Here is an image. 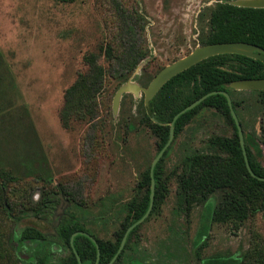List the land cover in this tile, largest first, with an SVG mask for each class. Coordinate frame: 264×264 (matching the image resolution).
Here are the masks:
<instances>
[{
  "label": "rangeland",
  "instance_id": "1",
  "mask_svg": "<svg viewBox=\"0 0 264 264\" xmlns=\"http://www.w3.org/2000/svg\"><path fill=\"white\" fill-rule=\"evenodd\" d=\"M218 1L224 0H0V264H32L13 239L16 224L22 218L21 225L48 234L51 209H75L77 223L98 239L122 235L127 204L145 194L139 188L160 141L146 122L144 94L118 93L128 85L148 87L164 67L201 46ZM119 6L137 24L134 32L126 33ZM138 38L148 55L137 68L110 66L101 48ZM91 53L105 69L95 114L63 117L66 93L89 73L84 58ZM239 111L243 134L264 166V112L250 98ZM235 134L223 113L203 108L174 138L160 163L162 195L130 238L138 258L201 264L222 256L264 264L262 213L242 223H211L201 248L194 242L204 206H179L185 155L212 136Z\"/></svg>",
  "mask_w": 264,
  "mask_h": 264
},
{
  "label": "trees",
  "instance_id": "2",
  "mask_svg": "<svg viewBox=\"0 0 264 264\" xmlns=\"http://www.w3.org/2000/svg\"><path fill=\"white\" fill-rule=\"evenodd\" d=\"M74 1V0H61ZM230 0L218 1L210 8L209 30L206 35L199 37L201 46L214 43L246 42L264 49V8L256 9L240 7L229 3ZM120 16L125 19L126 33L136 30V23L129 18L127 21L124 9ZM122 19V18H121ZM127 40V39H125ZM101 52L110 66L117 62L121 72H133L139 63L148 55L147 48L143 46L141 38L108 44ZM100 55L91 53L85 56L84 61L89 66V73L81 75L66 93V105L63 117L79 115L93 116L95 114L96 99L102 94L105 69L99 63ZM264 64L256 59L239 54H221L209 57L168 81L151 101L150 109L145 110L148 127L158 137L159 152L167 144L170 137L171 123L177 113L185 107L213 91H226L233 100V108L241 121V108L250 98L261 106L264 112V90L239 91L231 84L240 80L263 79ZM241 95L237 99L236 95ZM203 108H214L223 113L235 126L236 134L233 137L215 135L206 143L203 149H192L182 161L179 175V206L185 211L193 210L202 205L205 208L204 223L200 226L195 246L203 248L204 238L209 234L211 223H242L250 217L262 213L264 216V166L254 153L249 138L244 134L245 148L248 161L255 177L247 168L243 150L235 121L231 115L227 98L223 94H216L205 99L194 109L180 116L174 124L175 137L189 124ZM261 142L264 145V128ZM171 146V145H170ZM170 148V147H169ZM168 148V149H169ZM168 149L165 154H167ZM154 169L156 181L155 200L162 195L161 190V163ZM151 168L145 172L139 191L145 192L140 198H135L129 204L128 216L131 218L119 240L123 238L126 230L139 221L147 212L151 193ZM12 179L11 176H7ZM216 194H221L216 201ZM59 198L60 196H55ZM62 199V198H61ZM213 200L214 206L208 203ZM151 215V214H150ZM22 218L16 224L13 239L17 242L18 250H27L32 264H47L46 260V234L34 227L23 226ZM141 225V224H140ZM128 236L130 240L136 229ZM81 227L71 226L66 230L67 242L70 245L74 232ZM78 239H89L78 235ZM91 244L92 242L89 241ZM37 244L38 247H34ZM33 246V247H32ZM93 247V260L95 246ZM79 251V250H77ZM81 255V253L79 252ZM83 258V256L81 255ZM74 264H78L73 256ZM239 260L222 256L201 258V264H239Z\"/></svg>",
  "mask_w": 264,
  "mask_h": 264
},
{
  "label": "water",
  "instance_id": "3",
  "mask_svg": "<svg viewBox=\"0 0 264 264\" xmlns=\"http://www.w3.org/2000/svg\"><path fill=\"white\" fill-rule=\"evenodd\" d=\"M229 3L236 5V6H240V7H249V8H256V9L264 8V0H231V1H229ZM221 54L244 55V56L259 60L264 64V49L257 46V45H254V44H250V43H246V42H228V43H214V44L203 45V46L197 47L192 53L185 56L184 58H181V59L173 62L172 64L164 67L153 78V80L150 82L148 87H140L139 85H136V84L128 85L126 87H123L120 90V92L118 93V95L122 94L123 92H130V93H135V94L143 93L144 98H145V106L147 109H150L151 101L156 96V94L160 91V89L168 81H170L172 78L179 75L180 73L186 71L187 69L191 68L192 66L198 64L199 62H201V61H203L209 57L221 55ZM231 87L235 90H264V78L263 79H247V80L236 81V82H233L231 84ZM216 94H223L227 98L228 105H229L230 111H231V115H232V117L235 121V124L237 126L239 140H240V144H241V147L243 150V154H244V158H245V161L247 164V168H248L249 172L251 173V175L255 177V174L252 171L250 164H249V161H248V156H247V152H246V148H245V142H244L243 129H242L241 123L239 121V118H238V116H237V114L233 108V100H232V97L230 96V94L226 91H213V92H210V93L204 95L203 97L197 99L196 101H194L193 103H191L190 105H188L187 107H185L183 110H181L179 113H177L175 115V117L171 123L169 140H168L167 144L161 149V151L159 152V154L157 155V157L155 158V160L153 161L152 166H151V170H150L151 193H150V204H149L148 210L145 213V215L139 221H137L136 223H134L132 226H130L127 229L125 236L123 238L122 245H121L116 257L119 255L120 251L122 250L129 233L134 228H136L138 225L143 223L149 217V215L152 212V209L154 206V201H155V190H156V181L154 178V169H155L156 165L158 164V162L162 159L166 150L170 147V145L172 144V142L175 138L174 124H175L176 120L180 116L185 114L186 112L197 107L199 104H201L208 97H210L212 95H216ZM77 234H83V235H86L87 237H89L90 239H92L98 247V256H99L100 251H99V246L97 244V241L92 236H90L88 233L76 232L72 236V239H71L72 242L74 240V237ZM116 257L113 259V261L116 259ZM79 264H81L80 258H79Z\"/></svg>",
  "mask_w": 264,
  "mask_h": 264
},
{
  "label": "flooded vegetation",
  "instance_id": "4",
  "mask_svg": "<svg viewBox=\"0 0 264 264\" xmlns=\"http://www.w3.org/2000/svg\"><path fill=\"white\" fill-rule=\"evenodd\" d=\"M75 211H76L75 209L63 208V207L57 209H51L49 213L50 216V220L48 224L49 231L48 234H46L47 264H74L73 256L77 258L78 264H79V258L81 260V264H91V261L93 260V251H94L92 244L95 246V256H94L93 264H153L146 260L144 261L136 256L132 248V241L128 240V237L125 241L122 250L120 251L119 255L116 257L122 245L125 234L123 235V238L121 240H119V236L115 234L113 238L109 237L105 239H98L92 233L86 230L85 227L81 226L80 223H77V221H79L80 219H78L74 215L73 212ZM127 220L128 219H126V221ZM124 225L125 223L121 221L122 228ZM71 226L81 227L82 229L76 232L88 233L97 241L100 251L99 256H98L97 245L92 239H90L86 235L77 234L76 236L78 235L85 236L89 239V241L92 242V244L85 239H78L76 244H75V240H73V242L71 240L70 245L68 244L66 238V230L68 227ZM76 232H74L73 234H75ZM79 252L83 256V258L81 257ZM115 257L116 259L113 261Z\"/></svg>",
  "mask_w": 264,
  "mask_h": 264
}]
</instances>
